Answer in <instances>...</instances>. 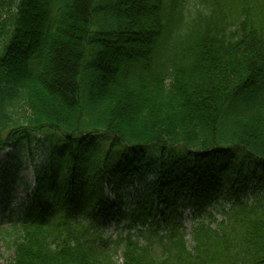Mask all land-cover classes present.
<instances>
[{"label":"trees","instance_id":"obj_1","mask_svg":"<svg viewBox=\"0 0 264 264\" xmlns=\"http://www.w3.org/2000/svg\"><path fill=\"white\" fill-rule=\"evenodd\" d=\"M34 144L11 264H264V0H0V150Z\"/></svg>","mask_w":264,"mask_h":264},{"label":"rangeland","instance_id":"obj_2","mask_svg":"<svg viewBox=\"0 0 264 264\" xmlns=\"http://www.w3.org/2000/svg\"><path fill=\"white\" fill-rule=\"evenodd\" d=\"M34 148V161L31 157L27 156L26 152L15 150L12 151V149H8L6 151L0 150V202H8V210L6 214H8V212H11L12 209H15L16 206H19L25 202L29 194L26 193L25 183L30 185L32 184L33 186L35 176V165L38 164V162L41 165L45 161L43 153L35 147V144ZM11 152L12 159L9 157V154ZM19 163H21L22 165H19ZM7 174L14 175V178L4 180L7 177ZM6 184L8 185V189L10 190L8 194L4 191V186ZM134 190H136V188ZM134 190H132L131 193ZM31 191L32 190H30L29 192ZM4 195L8 196L7 201L3 200L2 198ZM107 196H109L111 202H115V197L111 196L110 194H108ZM126 203L127 205H123L122 207V212L128 214L130 210L133 209V207L131 208V205H134V202L130 203V201H127ZM6 214H3L1 217V220L5 223L7 222ZM137 216V213L134 214V216H129L126 220L121 223V225H116V223L107 225L105 229V237L112 238L114 240L120 236L124 237L129 233V230H126L125 228L131 226L133 220ZM194 217V213H191L189 210H186L183 213L182 219L179 218V220H181L185 224L186 241L189 248H193L195 246L194 241L192 239V230L195 227V223L197 222H195ZM217 219L221 220V217L217 216ZM157 220L162 222L160 216ZM13 257L14 252L10 249L9 244L7 242L0 243V264H11ZM115 260L117 264H122V255L119 253Z\"/></svg>","mask_w":264,"mask_h":264}]
</instances>
